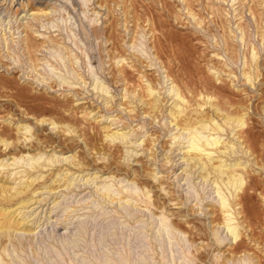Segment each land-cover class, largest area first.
Masks as SVG:
<instances>
[{
    "label": "rangeland",
    "instance_id": "rangeland-1",
    "mask_svg": "<svg viewBox=\"0 0 264 264\" xmlns=\"http://www.w3.org/2000/svg\"><path fill=\"white\" fill-rule=\"evenodd\" d=\"M0 264H264V0H0Z\"/></svg>",
    "mask_w": 264,
    "mask_h": 264
},
{
    "label": "bare ground",
    "instance_id": "bare-ground-1",
    "mask_svg": "<svg viewBox=\"0 0 264 264\" xmlns=\"http://www.w3.org/2000/svg\"><path fill=\"white\" fill-rule=\"evenodd\" d=\"M164 6V5H163ZM162 6V7H163ZM165 10V9H164ZM147 15V14H146ZM163 15V14H162ZM165 15V14H164ZM153 16H154V14H153ZM154 19V18H153ZM157 23V22H156ZM171 23V22H170ZM164 24V23H163ZM165 26V25H164ZM169 38V37H168ZM162 41V40H161ZM162 48V47H161ZM177 123H179V122H177ZM180 125V124H179ZM219 125V124H218ZM193 128V127H192ZM212 138V137H211ZM199 139V138H198ZM219 139V138H218ZM215 140V139H214ZM212 141V142H210V143H212V144H214V143H217L218 142V140H215V141ZM221 140V139H220ZM191 144V143H190ZM196 146H197V144H196ZM206 151V150H205ZM212 151V150H211ZM213 161V160H212ZM242 163V162H241ZM234 165V164H233ZM227 166V165H226ZM234 175V174H233ZM226 201H227V198L225 197V196H221V202H222V204H223V206L224 205H226Z\"/></svg>",
    "mask_w": 264,
    "mask_h": 264
}]
</instances>
